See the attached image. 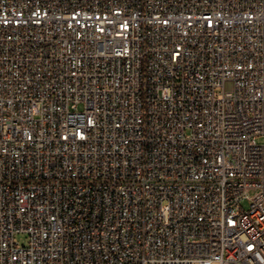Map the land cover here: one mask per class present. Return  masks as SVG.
<instances>
[{"label": "built area", "instance_id": "1", "mask_svg": "<svg viewBox=\"0 0 264 264\" xmlns=\"http://www.w3.org/2000/svg\"><path fill=\"white\" fill-rule=\"evenodd\" d=\"M261 135L264 0H0V264H264Z\"/></svg>", "mask_w": 264, "mask_h": 264}, {"label": "rangeland", "instance_id": "2", "mask_svg": "<svg viewBox=\"0 0 264 264\" xmlns=\"http://www.w3.org/2000/svg\"><path fill=\"white\" fill-rule=\"evenodd\" d=\"M258 140L261 141V142H264V135L259 136ZM16 238L19 239L22 242H26L27 239H28L27 236L24 233H18L16 235Z\"/></svg>", "mask_w": 264, "mask_h": 264}]
</instances>
